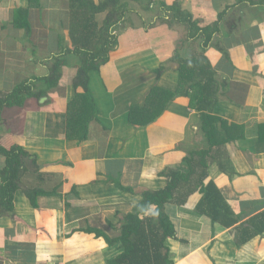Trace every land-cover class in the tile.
<instances>
[{
  "label": "crops",
  "instance_id": "crops-1",
  "mask_svg": "<svg viewBox=\"0 0 264 264\" xmlns=\"http://www.w3.org/2000/svg\"><path fill=\"white\" fill-rule=\"evenodd\" d=\"M176 1L129 0L131 13L118 31L119 45L100 72L90 75L96 110H87L82 139L67 136V105L76 96L70 83L21 107L5 108L0 143L8 146L12 139L29 156L23 158L17 178L16 216L0 218V264H108L121 252L85 231L118 237L122 218L134 212L143 192L165 188L169 180L162 173L177 169L188 152L206 146L197 99L193 101L199 88H187L189 93L172 99L165 94L166 107L156 118L145 111L154 89L178 93V61L192 57L190 44L198 50L180 25L150 27L162 17L161 3L166 9L164 3L172 6ZM180 4L204 25L235 5L226 22L237 20L238 30L228 38L224 24L205 54L218 74L213 115L243 127V139L224 147L227 170L219 162L208 170L238 223L228 229L214 227L197 211L198 195L185 202L179 196L167 204L176 228V237L169 241L171 259L174 264H264V235L241 246L238 231L264 212V0ZM68 5L69 0H0V96L46 76L53 56L73 48ZM257 27L263 43L259 47ZM247 37L248 43H241ZM248 46L255 49L252 58ZM211 54L218 55L216 63ZM163 64L165 70L158 75ZM141 113L145 122L153 121L134 125L132 117L136 122ZM3 166L0 155V170ZM28 193H36L35 204Z\"/></svg>",
  "mask_w": 264,
  "mask_h": 264
},
{
  "label": "trees",
  "instance_id": "trees-1",
  "mask_svg": "<svg viewBox=\"0 0 264 264\" xmlns=\"http://www.w3.org/2000/svg\"><path fill=\"white\" fill-rule=\"evenodd\" d=\"M162 5L161 3L162 17L150 27L158 23L180 25L186 29L187 39L198 44V50H193L192 57L189 59L180 58L178 61L181 71V87L178 93L173 94L161 88H156L157 91L154 89L148 105L146 104L150 108L145 111L149 112L147 115L156 118L160 110L166 107L165 94L172 99L178 94L189 93L187 88L199 87V94L194 96L193 101L197 99L196 106L202 121V136L206 146L200 150L188 152L177 169H167L162 173L169 180L165 188L143 192V200L134 208V212L122 218L118 237L110 238L102 231L90 228L85 231L88 234H94L97 238L103 237L109 247H115L121 252L108 261V264H174L171 259L169 241L176 237V228L171 220L167 204L177 202L179 196L183 198L181 202H185L188 197L190 199L192 195H198L197 211L210 218L214 227L218 225L221 229H228L238 223V216L210 178L208 170L214 162H219L222 171L227 170L230 161L226 158L228 154L224 152V147L243 139L239 133L243 127L213 115L217 102L218 74L205 54L215 36H220L222 33L224 24L227 25V31L224 32L228 38H232L234 31L238 30L237 20L226 22L228 13L235 5L224 8L214 22L206 25L195 19L191 12L183 10L180 0L172 6L164 3L166 9ZM68 9V35L73 48L53 56L52 65L46 76L35 77L34 81L32 79L22 82L13 91L3 93L0 96V120L5 108L21 107L30 98L47 96L49 93L58 91L59 87L70 83L76 96L67 105V136L70 139L72 136L82 139L86 135L84 134L86 128L84 117L87 110H91V107L93 111L96 110L89 90L90 75L99 73L101 67L110 60V53L115 52L119 45L118 31L127 21L131 9L129 0H99L98 2L69 0ZM17 12L20 13L18 10ZM258 28L256 30L259 35ZM26 36L30 35L26 34ZM256 39H258V47L263 44L260 35ZM248 41L249 37L241 43L246 44ZM218 49L226 54L224 59L228 58L225 48L218 45ZM254 52L255 49L248 46L247 53L251 58ZM163 70H165L164 64L156 70V73L161 75ZM80 89H83L82 93L78 92ZM141 114L143 115L138 116L139 119L136 122L132 117L134 125L140 124V121L143 123L153 121L151 119L145 122V117L142 118L145 114ZM79 115L80 118L77 120L76 117ZM261 128L264 129V125H261L260 132ZM0 155L4 159V166L0 170V218L14 219L17 178L23 158L29 155L12 139L8 146L0 143ZM118 185L125 190L120 183ZM37 192L47 194L45 191ZM34 194L36 193H28L32 203H34ZM238 231L241 246L256 236L264 235V212L241 224Z\"/></svg>",
  "mask_w": 264,
  "mask_h": 264
},
{
  "label": "rangeland",
  "instance_id": "rangeland-1",
  "mask_svg": "<svg viewBox=\"0 0 264 264\" xmlns=\"http://www.w3.org/2000/svg\"><path fill=\"white\" fill-rule=\"evenodd\" d=\"M156 29H159V27L158 28H156ZM156 29H154V30H156ZM195 44V43H194ZM193 44V45H194ZM195 45H197V43L195 44ZM190 46H192V44H190L189 45V55L192 53V51L194 50H191V47ZM198 46V45H197ZM190 50H191V52H190ZM189 56H187V58H188ZM218 55L217 54H211V60H213V63H216L217 61H218ZM219 61H220V59H219ZM199 87H197V89H198ZM247 221V220H246ZM101 239H103V240H105L103 237H101ZM72 243V242H71ZM112 247H110L109 249H111Z\"/></svg>",
  "mask_w": 264,
  "mask_h": 264
}]
</instances>
